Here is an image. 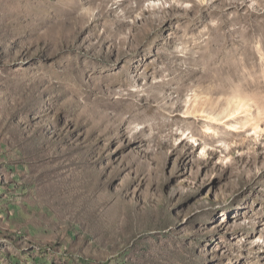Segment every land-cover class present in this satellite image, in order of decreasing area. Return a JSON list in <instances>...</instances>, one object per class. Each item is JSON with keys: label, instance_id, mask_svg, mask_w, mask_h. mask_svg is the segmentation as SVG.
<instances>
[{"label": "rangeland", "instance_id": "obj_1", "mask_svg": "<svg viewBox=\"0 0 264 264\" xmlns=\"http://www.w3.org/2000/svg\"><path fill=\"white\" fill-rule=\"evenodd\" d=\"M0 264H264V0H0Z\"/></svg>", "mask_w": 264, "mask_h": 264}, {"label": "bare ground", "instance_id": "obj_2", "mask_svg": "<svg viewBox=\"0 0 264 264\" xmlns=\"http://www.w3.org/2000/svg\"><path fill=\"white\" fill-rule=\"evenodd\" d=\"M245 60V59H244ZM245 64V63H244ZM170 70V74L172 76L171 78H166L169 76V74L165 75V78L158 81L156 84H154V91H152V94H149V97L147 96L148 103L146 104H140V103H135L131 99L127 100H122L123 104L127 108L128 111L133 112L136 116H142L146 112L150 110L155 111L154 117H157L158 114H161L162 112L159 111V108H163L165 110H169L170 112L173 110H181L184 107H187V109L184 112V115L186 118H191V117H196L198 116L201 112L205 113L204 109V103L202 104L200 100L199 95H195L194 97L190 98L188 97L187 99L183 100V96L185 95V92L188 90V81L192 80L194 82H204V83H209L207 84V91H211V95H221V94H228V87H236L234 83L231 81L226 82L222 89L218 84H215V81L222 80L224 76H230L232 72L234 71V67L232 65H227V64H221L218 67V75H209V71H198V70H191L188 69L187 71H181V77L179 74H176L175 71H178L177 67H171L168 68ZM180 70V69H179ZM170 75V76H171ZM179 76V78H178ZM237 78V75H236ZM224 83V82H222ZM144 90V89H143ZM168 91H172L168 93ZM222 92V93H221ZM177 93V95H176ZM135 93H130L129 95L132 96ZM223 94V95H224ZM162 100L164 103L161 105H153L151 104L150 101H160ZM178 103L176 108L173 106V103ZM246 104H243L242 108H244ZM245 109V108H244ZM132 114V113H131ZM239 114V113H238ZM237 112H231L229 114L230 117H235L237 118L238 116ZM165 116H169L168 114H164ZM210 116V115H209ZM144 117V116H143ZM147 117V116H146ZM145 118V117H144ZM212 119H216V117H212ZM217 120V119H216ZM159 124L163 125H168L170 124L166 120H160Z\"/></svg>", "mask_w": 264, "mask_h": 264}]
</instances>
